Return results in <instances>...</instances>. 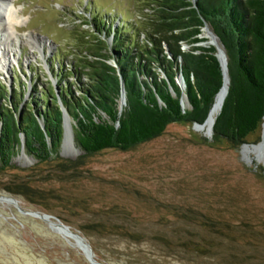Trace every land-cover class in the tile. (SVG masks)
<instances>
[{
  "label": "rangeland",
  "instance_id": "rangeland-1",
  "mask_svg": "<svg viewBox=\"0 0 264 264\" xmlns=\"http://www.w3.org/2000/svg\"><path fill=\"white\" fill-rule=\"evenodd\" d=\"M145 3L11 0L8 4L22 6L20 15L27 19L12 31L9 64L0 70V92L3 87L12 103L19 104L20 114L42 87L51 84L58 93L64 77H56L51 69L75 64L82 39L97 44L95 32L85 23L98 17L114 26L124 15L135 20ZM98 35L111 43L112 34ZM164 49L167 53L165 44ZM80 77L87 82L86 75ZM71 89L79 93L75 85ZM0 104L9 103L0 96ZM204 125L171 123L160 135L129 149L92 154H84L73 140L70 149L60 145L58 156L46 162H38L21 143L11 165L0 167V195L15 198L22 209L58 217L86 238L104 264H264V158L243 152L248 147L244 143L260 141L263 124L242 144L213 141ZM207 217L232 223L230 231L219 227L225 235L216 246L219 251L212 258L186 255L182 262L165 256L157 245H137L100 227L115 225V233L129 224L145 229V237L173 238L175 231L204 224ZM196 227L200 234L205 231ZM57 230L52 219L21 213L14 203L0 199V264H91L73 238Z\"/></svg>",
  "mask_w": 264,
  "mask_h": 264
},
{
  "label": "trees",
  "instance_id": "trees-1",
  "mask_svg": "<svg viewBox=\"0 0 264 264\" xmlns=\"http://www.w3.org/2000/svg\"><path fill=\"white\" fill-rule=\"evenodd\" d=\"M145 4L138 18L130 21L124 15L114 26L98 17L88 20L85 24L95 32L97 44L87 45L89 41L82 39L75 64L51 69L56 77H64L58 93L51 84L42 87L38 97L26 102L24 113L1 87L0 96L9 104H0V167L11 165L21 147V134L25 150L38 162L58 156L63 134L58 99L72 121L74 143L84 154L129 149L160 135L171 123H203L223 79L214 46L199 44L206 41L199 36L205 24L224 47L229 76L222 107L213 116L212 140L242 144L257 129L264 114V0H146ZM102 32L105 37L112 34L110 44L98 35ZM179 72L183 89L176 82ZM82 74L87 82L81 81ZM71 75L75 80L67 81ZM120 76L125 91L121 109ZM72 85L79 90L77 95ZM183 94L185 107L180 102ZM229 224L207 217L204 224L175 231L173 238L145 237V229L129 224L115 233V225L100 227L137 245H157L167 252L165 256L182 262L186 255L214 257L225 237L219 227ZM196 226L205 231L200 234Z\"/></svg>",
  "mask_w": 264,
  "mask_h": 264
},
{
  "label": "water",
  "instance_id": "water-1",
  "mask_svg": "<svg viewBox=\"0 0 264 264\" xmlns=\"http://www.w3.org/2000/svg\"><path fill=\"white\" fill-rule=\"evenodd\" d=\"M206 27H207V24H205L202 27V31ZM199 36L200 37H205V36L202 35V33ZM215 36L217 37L216 34H215ZM199 44H201V45H212V46H214V48L216 49L215 56L218 59L219 64H220V67H221V70H222V76H223L222 85H221L220 89L218 90V92L216 93V95L214 97V101H215L216 96L218 95V93L220 92V90H221V88H222V86L224 84L225 73L228 75V67H227V57H226V53H225L224 47L222 46L223 47V50H222L221 48H219L217 46L216 43H213V42L207 43L206 41H202ZM186 47H187V45H186ZM165 48L167 50L168 55L170 56L171 54H170V52H169V50H168V48H167L166 45H165ZM120 81H121V93H120V98H119V109H121L122 106L125 104V91H124V88H123V81H122L121 76H120ZM176 82H177V84L181 88H184L185 87L184 79H183V76H182V74L180 72L178 73V76L176 78ZM228 83H229V76H228ZM227 91H228V86L226 87L225 93H224V95L222 97V102L220 104L219 110L222 107V103H223V100H224V98H225V96L227 94ZM183 97H185V100H186V95L185 94H183ZM183 97L181 98L180 102H181V105L183 107H185V103L183 102ZM58 103H59L60 109L62 111V126H63V134H62V142H61V145H62L63 142H64V140H65V132H66V129H68L71 142L73 141V131H72V126L69 123V119H68V116L69 115H68L66 109L63 107L62 102L59 99H58ZM212 106H213V104H212ZM212 106H211V108H212ZM211 108H210V110H211ZM210 110H209V112L207 114V117L203 121V123L193 122V126L195 128L203 125L206 122V120H207V118L209 116ZM214 120H215V117L211 121L210 128H209V132H208L209 134L212 133V127H213V124H214ZM263 122H264V114L262 116V124H263ZM20 140H21V143L24 144V135L23 134H22V136H20ZM254 144H257L258 146H261V149L264 152V137H263V134H261L260 141L258 143H254ZM244 145H253V143H244L243 146ZM245 160L247 162H250V160H248V159H245ZM263 165H264V163H263ZM5 197H7L9 199H12L13 201H16V199L13 198V197H10V196H5ZM17 208H18V210L21 213L33 215V216H36V217H40L43 221H48L49 218H52L53 219V222L57 223V225L59 227H61L64 230H68L70 233H72L74 236H76V237H78L80 239V241L83 243V247L81 248V250L83 251V253H84L85 257L87 258V260L89 261V263H91V264H104V263L98 261L95 258V254H94V252L92 250V247L88 243V241L86 240V238L84 236H82L80 233H78L77 231L72 230L69 225L63 223L58 217H56L54 215H51V214H48V213H40L39 211H29V210H25V209H22L20 206H17Z\"/></svg>",
  "mask_w": 264,
  "mask_h": 264
},
{
  "label": "bare ground",
  "instance_id": "bare-ground-1",
  "mask_svg": "<svg viewBox=\"0 0 264 264\" xmlns=\"http://www.w3.org/2000/svg\"><path fill=\"white\" fill-rule=\"evenodd\" d=\"M8 2H11V0H0V11L3 10L4 5H7ZM202 35L206 37V42H213L216 43L217 46L219 48H221L223 50L222 45L219 42V39L215 36L214 32L210 29V27L207 25V27L205 29H203ZM208 38V40H207ZM13 37H12V31L8 30L7 25L4 23V17L3 15H0V70L3 71L5 69H7L8 64H9V58L8 55L10 54L9 52L11 51V42H13ZM228 86V75L225 73V78H224V84L220 90V92L218 93V95L215 98L214 104L212 109L210 110L209 116L206 120V122L203 124L204 126H206L208 129L210 128V124L211 121L213 119L214 116V112L220 107V104L222 102V97L225 93L226 87ZM185 100V99H184ZM186 101V100H185ZM202 126V125H201ZM263 137H264V122H263ZM72 142L70 139V135L68 132V129H66L65 132V140L62 144V148L64 151H67L68 149H70ZM248 147H243V152L245 153H257V154H262V157L264 158V152L261 149V146H258L257 144H253V145H246ZM0 199L1 200H5V201H10L12 203H14L15 207L19 206V203L17 200L13 201L12 199H9L3 195H0ZM36 217V216H35ZM40 218V217H38ZM41 219V218H40ZM52 219V218H49ZM48 219V220H49ZM53 220V219H52ZM56 227H59L57 225V223H55ZM53 229L56 230V228H54V226L50 225ZM61 230L67 232L75 241V243L78 245V247L81 249L83 247V243L80 241V239L76 236H74L72 233H70L68 230H64L60 227V231L57 230L59 233L61 232Z\"/></svg>",
  "mask_w": 264,
  "mask_h": 264
},
{
  "label": "clouds",
  "instance_id": "clouds-1",
  "mask_svg": "<svg viewBox=\"0 0 264 264\" xmlns=\"http://www.w3.org/2000/svg\"><path fill=\"white\" fill-rule=\"evenodd\" d=\"M2 7L3 10L0 11V15H3L4 23L7 25L9 31H14L15 28L20 27L27 19L20 15L22 6L17 7L14 4H7Z\"/></svg>",
  "mask_w": 264,
  "mask_h": 264
}]
</instances>
